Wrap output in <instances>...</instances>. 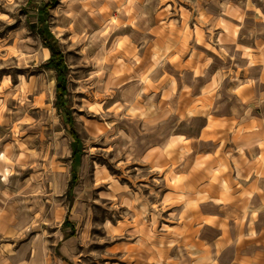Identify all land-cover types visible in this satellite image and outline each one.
Here are the masks:
<instances>
[{"label": "rangeland", "instance_id": "374dc122", "mask_svg": "<svg viewBox=\"0 0 264 264\" xmlns=\"http://www.w3.org/2000/svg\"><path fill=\"white\" fill-rule=\"evenodd\" d=\"M1 149L0 264H264V0H0Z\"/></svg>", "mask_w": 264, "mask_h": 264}, {"label": "trees", "instance_id": "16d2710c", "mask_svg": "<svg viewBox=\"0 0 264 264\" xmlns=\"http://www.w3.org/2000/svg\"><path fill=\"white\" fill-rule=\"evenodd\" d=\"M47 7H41L40 10L42 13H40L39 23L40 28L38 29V34L41 36L42 41L46 48L50 51L51 58L49 61V65L55 70L56 72V103L58 105H62V98L66 91L65 87V71H66V65L63 61L62 53L60 51L58 41L54 37V35L50 32V30L45 26V19L44 16L47 14ZM71 133L75 140L77 139V135L71 130ZM75 156L76 152L73 151L72 155V167H71V179L69 181L67 195L70 201L73 200V188L75 187L78 176L75 166Z\"/></svg>", "mask_w": 264, "mask_h": 264}, {"label": "bare ground", "instance_id": "6f19581e", "mask_svg": "<svg viewBox=\"0 0 264 264\" xmlns=\"http://www.w3.org/2000/svg\"><path fill=\"white\" fill-rule=\"evenodd\" d=\"M9 131H11V130H9ZM10 137H12V135H10ZM27 147L28 146L25 145L23 148L26 149ZM0 151H2L4 153V160L1 162L3 166L11 167L12 168V167L15 166L14 164L16 162L25 163V161H26V158L25 157H18L14 161H11V160H9V158H8V156L6 154L7 153L6 151H4L3 149H1ZM30 169H32V166H30V165L23 166V168L20 170L21 171V174L22 175L27 174ZM2 180H3V178L0 176V185L3 184V181Z\"/></svg>", "mask_w": 264, "mask_h": 264}, {"label": "crops", "instance_id": "0c3cea01", "mask_svg": "<svg viewBox=\"0 0 264 264\" xmlns=\"http://www.w3.org/2000/svg\"><path fill=\"white\" fill-rule=\"evenodd\" d=\"M160 144L158 145L157 143H154L153 148L148 152V154H146L145 159H147V161H150V164H152L150 167H144L146 169H155V164H160L161 162V157H160Z\"/></svg>", "mask_w": 264, "mask_h": 264}]
</instances>
